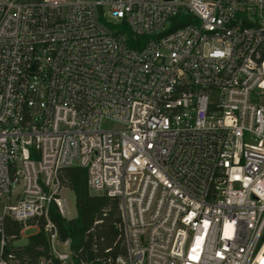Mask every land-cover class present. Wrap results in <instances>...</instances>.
<instances>
[{
  "label": "built area",
  "instance_id": "2783aa9c",
  "mask_svg": "<svg viewBox=\"0 0 264 264\" xmlns=\"http://www.w3.org/2000/svg\"><path fill=\"white\" fill-rule=\"evenodd\" d=\"M70 167L118 202L113 264H264V0H0V264H72Z\"/></svg>",
  "mask_w": 264,
  "mask_h": 264
},
{
  "label": "trees",
  "instance_id": "16d2710c",
  "mask_svg": "<svg viewBox=\"0 0 264 264\" xmlns=\"http://www.w3.org/2000/svg\"><path fill=\"white\" fill-rule=\"evenodd\" d=\"M186 23L174 25L170 31L181 28ZM129 42H133L127 34ZM144 43V41H142ZM63 189H69L75 195L76 216L61 218L54 207L49 212L50 221L56 226L60 240L69 239L73 253L72 264H113L118 256L125 255L121 219L117 200L103 196H90L85 183V171L78 167L62 169L57 175ZM5 235L11 241L19 239L23 226L4 219ZM12 249V247H11ZM28 258H46L47 242L43 234L29 237L26 247L16 248ZM50 264H59L52 261Z\"/></svg>",
  "mask_w": 264,
  "mask_h": 264
},
{
  "label": "rangeland",
  "instance_id": "374dc122",
  "mask_svg": "<svg viewBox=\"0 0 264 264\" xmlns=\"http://www.w3.org/2000/svg\"><path fill=\"white\" fill-rule=\"evenodd\" d=\"M89 194L90 196H98L95 193H89ZM61 196L66 200L71 212V216L72 218H74L76 216V207H75L76 200L74 193L69 189H62ZM36 233L37 231L34 228L23 229L20 233L19 239L13 242L10 241V243L14 248L26 247L29 243V237L35 235Z\"/></svg>",
  "mask_w": 264,
  "mask_h": 264
}]
</instances>
